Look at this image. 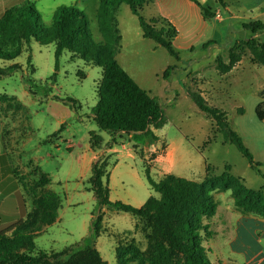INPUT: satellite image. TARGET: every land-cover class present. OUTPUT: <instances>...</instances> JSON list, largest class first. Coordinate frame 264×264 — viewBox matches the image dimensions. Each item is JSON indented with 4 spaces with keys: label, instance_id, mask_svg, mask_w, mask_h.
<instances>
[{
    "label": "rangeland",
    "instance_id": "374dc122",
    "mask_svg": "<svg viewBox=\"0 0 264 264\" xmlns=\"http://www.w3.org/2000/svg\"><path fill=\"white\" fill-rule=\"evenodd\" d=\"M32 1L46 23L51 21L54 10L60 5H74L86 11L93 38L104 40L98 22L100 0ZM198 1L210 8L215 17H206L192 0H152L141 10L146 21H157L158 28L176 25L180 33L173 41L177 56L155 40L144 37L138 16L127 4H122L116 13L121 36L116 59L164 109L166 122L156 130L161 145L149 154L151 161L168 145L174 150V172L178 176L199 181L209 164L211 173L228 170L231 175L242 178L248 187L258 189L264 183L262 175L251 167L235 144L226 141L217 131L213 118L198 108L189 91H200L210 105L227 113L231 127L243 139L254 160L260 163L259 169L264 174V121L256 112L260 103L264 108V66L252 60L245 44L251 38L264 40V30H256L254 26L257 21L264 23V0H224L226 6L216 0ZM233 48L243 57L230 71L221 73L217 68L218 60L222 58L228 62ZM55 49L53 43L41 45L34 41L15 59H0L1 67L20 66L10 75L0 76V94L15 95L25 102L26 117L40 128L42 134L53 138L41 149L40 153L51 157L48 163L40 166L50 171L52 188L61 198L60 220L35 238L37 247L47 251L80 241L91 228L96 199L90 187V172L79 183L82 164L78 157L86 152L90 132L98 130L92 108L98 101L96 86L102 77L99 66L72 58L68 51L59 57L56 68ZM26 80L31 82L35 94L28 91ZM68 97L79 103L68 101ZM57 105L66 116L60 132L61 125L55 117ZM101 133L108 136L107 132ZM34 144L36 146L37 141ZM34 149L32 145V153ZM104 149L103 146L97 153L101 160L108 156ZM109 165L113 201L133 205L130 201H134V197H143L148 190L155 194L139 159L117 160L112 155ZM212 194L220 207L235 206L231 190H215ZM27 195L30 209L32 192ZM220 207L218 216L223 212ZM135 219L133 214L115 209H108L104 214L96 242L108 262L115 263L116 240L131 239L129 231L134 227ZM4 225L6 223L1 226ZM135 230L144 241V225L138 223Z\"/></svg>",
    "mask_w": 264,
    "mask_h": 264
},
{
    "label": "trees",
    "instance_id": "16d2710c",
    "mask_svg": "<svg viewBox=\"0 0 264 264\" xmlns=\"http://www.w3.org/2000/svg\"><path fill=\"white\" fill-rule=\"evenodd\" d=\"M151 1L100 0L98 22L104 37L102 41L93 38L86 11L74 5L56 7L49 23L43 21L33 1L7 6L0 11V59H15L35 41L41 45L55 44L56 68L64 51H68L72 58L99 66L102 77L96 86L98 101L92 108L93 120L101 130L113 135L141 134L149 144H154L159 139L154 129L163 127L166 122L164 109L157 98L143 89L116 59L121 39L116 13L122 4H127L138 16L144 37L155 40L177 56L173 41L179 38L180 33L176 25H161L158 28L157 21H146L141 15L142 8ZM192 1L201 7L206 17H215L210 8L204 7L198 0ZM216 1L226 6L224 0ZM254 26L256 30H264L262 21L255 22ZM245 44L252 60L264 66V40L251 38ZM242 57L233 48L229 52V61L219 58L217 68L226 73ZM19 68L17 64L0 66V76L10 75ZM25 82L29 91L35 94L31 82ZM189 95L202 112L213 118L217 131L223 134L225 140L235 144L264 179L260 163L254 160L243 139L231 127L227 113L210 105L200 91H189ZM67 100L79 103L74 98L68 97ZM256 112L258 118L264 121L263 103L258 105ZM63 128L64 125L58 132ZM90 142L96 151L101 149L103 139L92 131ZM110 156L104 160L97 157L92 164L90 183L96 208L89 233L60 251H47L38 248L35 243V238L44 228L57 221L61 204L59 194L45 189L51 183L45 174H39L29 186L23 183L28 192H32V207L28 210L23 199L22 217L4 226H1L3 222L0 220V264H108L95 245L103 227L104 208L129 212L146 229L145 249H141L134 238L116 243V264H222L211 261V249L207 246L213 234L211 219L219 206L212 192L231 190L234 205L240 213L264 217V183L258 189L250 188L242 178L231 175L228 170L211 173L209 164H206V174L201 181L171 173L155 180L149 166H145L146 178L155 194H151L140 207L113 201L109 188Z\"/></svg>",
    "mask_w": 264,
    "mask_h": 264
},
{
    "label": "crops",
    "instance_id": "0c3cea01",
    "mask_svg": "<svg viewBox=\"0 0 264 264\" xmlns=\"http://www.w3.org/2000/svg\"><path fill=\"white\" fill-rule=\"evenodd\" d=\"M26 1L28 0H0V11L4 10L7 6L24 3ZM25 101L33 102V100L28 99ZM25 106H27L26 103L15 95L0 94V220L3 223L14 222L22 217L21 205L23 199L29 210L27 201L28 190L23 183L28 184L31 179L33 180L34 177H38L39 174H45L51 181L50 184L45 186V189L54 191L50 171L46 167H44V170L40 166L41 163L43 165L48 163V159L51 157L50 154L45 156L40 153L41 149L44 147V143L52 141L53 138L46 137L45 133L42 134L40 128L35 126L34 122L26 117ZM55 108L57 110L55 113L57 123L62 126L64 125L66 116L57 109L58 105ZM156 130L154 129L155 134ZM101 131L104 130L98 127V130H94L93 132L102 137V147L104 146L105 148L103 151H106L108 155H114L117 157V160L123 158L139 159L143 164L144 171L145 166H149L150 174L155 180H159L169 173L175 174L174 150L170 149L168 145H165V149L157 153L152 161L149 158V154L155 152L157 147L161 145L159 143L160 139L154 144H149L141 134L113 135L104 131L108 133V136L105 137ZM35 141H37L38 146L37 144L35 146ZM32 145L35 147L33 153L31 152ZM142 148H144V151ZM98 151L92 148L89 138L86 145V152L78 157V162L81 160L82 164L81 173H79L81 181L79 183L83 182V178L87 172H90L88 176H91L92 164L97 157ZM155 173L157 174L156 177L153 176ZM205 174L201 180L204 179ZM110 175L109 171V188ZM143 194V197H134V201H130V203L136 207L142 206L151 195V192L148 190ZM110 198L111 200L114 199L111 192ZM219 207L217 213L211 219L210 228L213 234L207 243V246L211 249L209 253L211 261L213 263L222 262V264H264V217L252 213H240L235 206L220 207L223 212L221 216H218ZM107 210L104 208V214ZM59 220L58 210L57 221ZM138 223L139 221L136 218L135 225L129 232L131 233V238L136 239L139 247L145 249L147 240L143 239L144 241H142L139 231L135 230L138 227ZM95 245L102 256L101 250L98 247V241ZM62 249H51L48 251H60ZM104 260L107 261L106 259ZM116 262L115 252V263L108 261L107 263L116 264Z\"/></svg>",
    "mask_w": 264,
    "mask_h": 264
},
{
    "label": "built area",
    "instance_id": "2783aa9c",
    "mask_svg": "<svg viewBox=\"0 0 264 264\" xmlns=\"http://www.w3.org/2000/svg\"><path fill=\"white\" fill-rule=\"evenodd\" d=\"M218 16H219V14H218Z\"/></svg>",
    "mask_w": 264,
    "mask_h": 264
}]
</instances>
